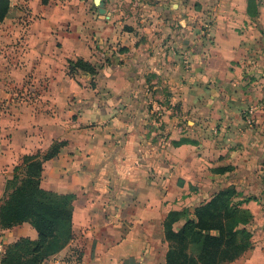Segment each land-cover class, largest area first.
Instances as JSON below:
<instances>
[{"label": "crops", "instance_id": "1", "mask_svg": "<svg viewBox=\"0 0 264 264\" xmlns=\"http://www.w3.org/2000/svg\"><path fill=\"white\" fill-rule=\"evenodd\" d=\"M8 1L0 205L25 157L65 142L39 187L72 239L44 264H167V221L229 188L251 198V247L223 264H264V0ZM21 238L37 233L0 226V264Z\"/></svg>", "mask_w": 264, "mask_h": 264}, {"label": "trees", "instance_id": "2", "mask_svg": "<svg viewBox=\"0 0 264 264\" xmlns=\"http://www.w3.org/2000/svg\"><path fill=\"white\" fill-rule=\"evenodd\" d=\"M8 10L9 1L0 0V21ZM69 68L94 76L96 65L78 59L69 62ZM64 145L65 142H56L42 156L25 157L15 167L0 205V226L10 229L28 223L36 231L37 239H19L7 248L1 264H44L72 239L71 210L43 200L44 192L39 187L43 163L55 157ZM235 198L237 193L232 188L219 192L195 208V219L187 220L176 232L171 229L173 220L169 219L165 226L169 243L167 264H223L250 249L251 233L244 227L250 216L241 212L239 206L251 198L234 201ZM195 248L199 251L194 252Z\"/></svg>", "mask_w": 264, "mask_h": 264}, {"label": "rangeland", "instance_id": "3", "mask_svg": "<svg viewBox=\"0 0 264 264\" xmlns=\"http://www.w3.org/2000/svg\"><path fill=\"white\" fill-rule=\"evenodd\" d=\"M144 1H145V2H150L149 0H144ZM261 47H262V46H261ZM263 48H264V47H263ZM261 51H263V50L261 49ZM181 56H182V58H183L184 64H185L186 66L190 65V62H189V60H188V55H187L186 53H182ZM245 115H246V116H249V115H248V112L242 113V116H244V119L246 120ZM158 118H159V117H158ZM248 125H251V124H248ZM64 259H65V258H62L61 260H64ZM58 260H59L58 258L54 259L53 262H51V264H55L54 262H59Z\"/></svg>", "mask_w": 264, "mask_h": 264}, {"label": "built area", "instance_id": "4", "mask_svg": "<svg viewBox=\"0 0 264 264\" xmlns=\"http://www.w3.org/2000/svg\"><path fill=\"white\" fill-rule=\"evenodd\" d=\"M251 114H252V112L249 110L248 111V115L249 116L245 115V118H246V121H247L248 124H251V122H252Z\"/></svg>", "mask_w": 264, "mask_h": 264}]
</instances>
